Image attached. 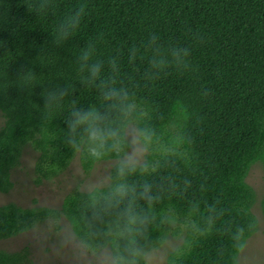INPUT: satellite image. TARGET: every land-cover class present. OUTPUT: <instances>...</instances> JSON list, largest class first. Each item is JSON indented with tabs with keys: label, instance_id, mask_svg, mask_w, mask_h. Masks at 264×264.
Here are the masks:
<instances>
[{
	"label": "trees",
	"instance_id": "trees-1",
	"mask_svg": "<svg viewBox=\"0 0 264 264\" xmlns=\"http://www.w3.org/2000/svg\"><path fill=\"white\" fill-rule=\"evenodd\" d=\"M81 7L79 26L58 42L61 22ZM153 35L166 51L187 47L188 66L150 69ZM90 45L85 63L81 56ZM134 50L143 56L133 61ZM95 63L100 75L92 81ZM101 80L127 88L146 113L139 126L158 136L144 157L156 171L127 177L138 191L151 184L160 197L151 207L136 201L150 222L129 240L145 254L168 233H179L164 264H237V252L256 229L255 201L264 219V191L256 197L245 180L254 162L264 178V0H0V191L11 187L10 169L27 144L36 152L37 179L55 176L75 153L84 171L98 161L68 121L74 109L104 111ZM61 92L46 106L43 94ZM73 135L79 149L69 143ZM108 158L118 157L102 159ZM116 166L105 183L71 189L57 206L0 203V238L63 216L81 244L111 240L104 230H115L119 210H105L104 196L118 181ZM193 204L200 211L190 214ZM24 258V247L0 248V264ZM140 264H147L144 255Z\"/></svg>",
	"mask_w": 264,
	"mask_h": 264
},
{
	"label": "clouds",
	"instance_id": "clouds-1",
	"mask_svg": "<svg viewBox=\"0 0 264 264\" xmlns=\"http://www.w3.org/2000/svg\"><path fill=\"white\" fill-rule=\"evenodd\" d=\"M84 11V8L81 7L61 22L58 42L67 39L79 26ZM148 48L151 49L150 69L162 70L169 66L182 69L188 66L190 50L187 47L176 46L166 51L158 44L156 36L153 35ZM92 51L91 45L86 48L81 56L82 61L87 63ZM138 55L143 56V53L134 50L130 59L134 61ZM113 68L116 69L115 62H113ZM89 71L90 79L95 81L100 75V65L92 64ZM98 87L104 102L102 104L104 111L95 105L74 109L72 118L68 121V128L71 133H79L81 140L86 141L87 151L91 157L99 160L108 153H115L118 157L116 166L118 181L104 196V201L105 210H119V212L116 217L115 230H104V235L112 239L94 247L87 244L78 245V253L81 257L88 259L89 264H140L144 253L134 240H129V237L140 233L150 221L148 215L136 211V201L144 200L151 207L160 197L158 194L152 193L151 184L142 185L138 191L135 184L127 181V177L136 173L143 175L156 171V167H150L144 157L154 143L158 142V136L153 128L139 126V121L146 113L139 109L127 88L116 87L114 80L110 82L101 80ZM43 95L47 106L57 96L62 98L65 93ZM69 143L74 149L80 147L75 135L69 139ZM168 151L174 152V149ZM121 205L125 206L121 209ZM189 211L190 214L199 212V205L193 204ZM208 211L216 213L215 208H210ZM173 222L175 221L173 220ZM211 223L212 218L209 216V229ZM196 230L200 234H204L205 231L199 228ZM242 235L243 229L240 228L237 229L233 238L239 241ZM119 240H127L128 243L121 246L117 242ZM89 253L91 254L90 258Z\"/></svg>",
	"mask_w": 264,
	"mask_h": 264
},
{
	"label": "rangeland",
	"instance_id": "rangeland-1",
	"mask_svg": "<svg viewBox=\"0 0 264 264\" xmlns=\"http://www.w3.org/2000/svg\"><path fill=\"white\" fill-rule=\"evenodd\" d=\"M1 122L2 116L0 115ZM35 156V150L28 144L22 147L17 163L10 169L9 176L12 185L7 191H0V203L13 201L22 206H57L61 197L71 189H88L91 186L105 183L110 166L118 161V158L98 160L84 171L75 153L55 176L48 179H37L33 166ZM245 180L253 188L256 197L264 191V178L259 162H254L249 166ZM251 211L256 217V229L244 240L237 252V264L264 260V219L257 201L252 204ZM179 239V233L174 235L168 233L159 245L145 252L146 263L164 264L166 251ZM78 245L82 244L72 233L63 216L55 219L46 218L34 223L26 230L0 238L2 249L25 248V258L19 264H89L88 259L79 255ZM90 256L89 253V258Z\"/></svg>",
	"mask_w": 264,
	"mask_h": 264
}]
</instances>
